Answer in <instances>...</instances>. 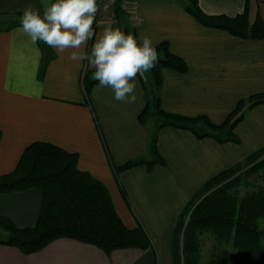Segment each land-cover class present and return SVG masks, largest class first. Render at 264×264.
Wrapping results in <instances>:
<instances>
[{"label": "crops", "instance_id": "obj_1", "mask_svg": "<svg viewBox=\"0 0 264 264\" xmlns=\"http://www.w3.org/2000/svg\"><path fill=\"white\" fill-rule=\"evenodd\" d=\"M53 0H0V23L20 21L26 5L43 10ZM186 0H132L122 17L113 14L95 25L97 33L111 22L154 43H169L170 52L187 65L186 73L164 69L160 108L188 119L207 117L221 125L240 101L264 94V40L248 41L199 24L185 10ZM209 16L235 17L247 8L250 22L264 20V0H198ZM0 31V176L12 173L26 149L47 143L78 156V169L108 190L125 226L141 224L151 247L106 253L94 245L59 239L25 255L5 245L0 229V264H174L173 234L186 206L209 181L264 147V105L248 112L236 127L239 144L197 139L191 132L164 127L157 148L165 165H141L115 176V168L131 161L151 162L150 138L156 130L140 117L148 103L145 77L137 76L139 99L121 103L110 88L96 83L86 97L87 62L58 57L40 72L43 53L18 31ZM91 44V42H89ZM38 49V51H37ZM71 74V79H65ZM42 194L38 189L0 194V219L19 229L36 226Z\"/></svg>", "mask_w": 264, "mask_h": 264}, {"label": "trees", "instance_id": "obj_2", "mask_svg": "<svg viewBox=\"0 0 264 264\" xmlns=\"http://www.w3.org/2000/svg\"><path fill=\"white\" fill-rule=\"evenodd\" d=\"M122 0H114V14L122 17ZM131 2L132 0H128ZM185 10L206 28L221 30L229 35L248 41L264 40V20L259 16L251 23L248 9L235 17L209 16L203 13L198 0H186ZM21 15H15L20 18ZM19 27V21L0 23V31ZM43 53L40 75L55 54L44 42L38 43ZM159 62L145 77L148 103L140 117L142 124L153 116L156 130L150 138L151 162L136 160L115 168L120 172L146 165H165L157 148L158 131L172 127L191 132L197 139H212L219 144H239L236 127L246 112L264 105V94L240 101L237 108L221 125H214L207 117L188 119L166 114L160 108L159 89L164 69L179 73L187 72L186 63L170 52L169 43L157 46ZM142 78V76H141ZM85 72L82 80L85 95L89 98L93 86ZM1 137V135H0ZM262 185L251 193L240 195L236 191L253 178ZM38 189L42 194L41 209L36 226L19 229L11 222L0 219V229L7 238L1 243L18 248L23 254L37 253L59 239H73L94 245L106 253L117 250H147L151 241L141 224L128 229L117 214L107 188L89 173L78 169V156L47 144L34 143L22 155L16 169L0 176V194ZM189 217L185 227L184 219ZM264 218V147L243 162L209 181L189 202L180 216L173 234L174 264H200L201 238L211 234L220 243L231 244L247 264H264V232L258 222ZM227 253L213 254L207 264H228Z\"/></svg>", "mask_w": 264, "mask_h": 264}, {"label": "clouds", "instance_id": "obj_3", "mask_svg": "<svg viewBox=\"0 0 264 264\" xmlns=\"http://www.w3.org/2000/svg\"><path fill=\"white\" fill-rule=\"evenodd\" d=\"M99 11L98 0H53L42 12L28 4L18 31L33 45L44 42L54 48L60 58L67 53V59L78 67L87 62L95 70L98 89L110 88L114 100L134 104L139 99L137 76L159 62L157 44L147 35L126 33L111 22L97 33L94 26Z\"/></svg>", "mask_w": 264, "mask_h": 264}, {"label": "rangeland", "instance_id": "obj_4", "mask_svg": "<svg viewBox=\"0 0 264 264\" xmlns=\"http://www.w3.org/2000/svg\"><path fill=\"white\" fill-rule=\"evenodd\" d=\"M238 104H237V106H238ZM237 106H236V108H237ZM231 113L232 112H230L229 115ZM229 115L227 116V118L229 117ZM147 123L152 128V127L156 126L157 120L155 117L151 116L147 120ZM261 185H262L261 180L259 178L255 177L252 180L246 182L236 192L240 193V195L255 192ZM189 217L190 216H188L187 218L184 219L185 227L188 224ZM258 224H259V228L264 232V218H262L258 222ZM2 238H3L2 235H0V239H2ZM201 241H202V244H201V252H200L201 253L200 264H207L208 262H210L213 254L221 255L224 252H226L228 254L227 255L228 264H247L245 262L244 258L242 256L238 255V252L234 249V247L231 244L220 243L215 239V237L213 235L208 234V233H205L202 235Z\"/></svg>", "mask_w": 264, "mask_h": 264}, {"label": "built area", "instance_id": "obj_5", "mask_svg": "<svg viewBox=\"0 0 264 264\" xmlns=\"http://www.w3.org/2000/svg\"><path fill=\"white\" fill-rule=\"evenodd\" d=\"M98 5L100 7V11L97 13V24H100L102 21L107 20L114 14V0H98ZM131 2L128 0L121 1V9L124 12H129Z\"/></svg>", "mask_w": 264, "mask_h": 264}]
</instances>
